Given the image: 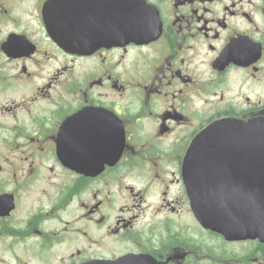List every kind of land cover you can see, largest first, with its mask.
Returning a JSON list of instances; mask_svg holds the SVG:
<instances>
[{
	"label": "flooded vegetation",
	"instance_id": "obj_1",
	"mask_svg": "<svg viewBox=\"0 0 264 264\" xmlns=\"http://www.w3.org/2000/svg\"><path fill=\"white\" fill-rule=\"evenodd\" d=\"M225 122L264 136V0H0V264H264V234L204 220L260 185L264 138L188 188Z\"/></svg>",
	"mask_w": 264,
	"mask_h": 264
},
{
	"label": "water",
	"instance_id": "obj_2",
	"mask_svg": "<svg viewBox=\"0 0 264 264\" xmlns=\"http://www.w3.org/2000/svg\"><path fill=\"white\" fill-rule=\"evenodd\" d=\"M256 126H260V124ZM256 126L254 124L225 122L209 128L196 138L185 161L188 188L195 203L199 201L198 190H209L210 193L208 194L212 197L216 195L214 193L215 188H225V186H218L219 180L227 179L226 176L221 175L227 170H223L218 166L221 164L218 158L222 154L215 153L216 149L238 147V142L244 140V138H239L240 134L249 131L250 128L252 129V134L246 133V139L248 138L250 141L248 144L246 143V147L262 148L259 140L264 138V136L257 135L254 132ZM251 158L252 164L257 165V167H252L250 179L253 182H259L260 185L235 186L232 188V192L222 195L224 200H221V202L215 200L205 201L204 204L213 206L215 212L225 219L223 223L220 218L205 217L204 220L212 228L236 235L264 234V167L260 166L264 164V155L252 154ZM201 180H203V184H200ZM226 188L229 189V186ZM240 190H243V192H240ZM232 197L236 198V201H233ZM255 228H260L259 230H263V232L254 230ZM89 264L101 263L91 262Z\"/></svg>",
	"mask_w": 264,
	"mask_h": 264
}]
</instances>
